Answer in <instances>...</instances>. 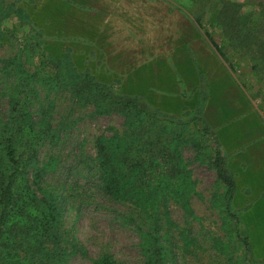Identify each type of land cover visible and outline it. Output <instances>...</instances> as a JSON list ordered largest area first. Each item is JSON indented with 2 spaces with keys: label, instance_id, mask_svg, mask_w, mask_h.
Here are the masks:
<instances>
[{
  "label": "rangeland",
  "instance_id": "1",
  "mask_svg": "<svg viewBox=\"0 0 264 264\" xmlns=\"http://www.w3.org/2000/svg\"><path fill=\"white\" fill-rule=\"evenodd\" d=\"M79 1L0 0V173L12 115L18 152L34 157L15 186L6 237L16 244L0 264H96L104 255L145 264L147 241L164 246L169 264H264L262 46L250 57L224 36L220 0ZM252 23L260 34L264 10ZM85 72L115 97L209 126L249 254L223 209L209 143L191 126L173 130L178 142L165 152L180 174L150 177L146 188L130 179L124 195L103 190L97 140L136 120L98 113Z\"/></svg>",
  "mask_w": 264,
  "mask_h": 264
},
{
  "label": "trees",
  "instance_id": "2",
  "mask_svg": "<svg viewBox=\"0 0 264 264\" xmlns=\"http://www.w3.org/2000/svg\"><path fill=\"white\" fill-rule=\"evenodd\" d=\"M220 2L221 8L216 19L224 36L240 47V51H246L245 53L250 57H254L256 53L254 50L262 46L261 53L264 56V26L259 34L252 23L264 10V0H220ZM208 37L214 47L220 51L213 37L211 35ZM254 44L256 48H253ZM24 75H26L24 71L16 72L17 80ZM81 81L89 94L98 97V113L117 112L126 119L136 120L121 134L116 132L109 138L97 140V158L102 167L100 177L103 190L111 195L119 193L124 195L128 193V187L134 184L128 182L130 179L146 188L150 177L162 176L172 179L180 174L179 168L176 169V161L173 162L172 158L167 159L165 152L171 151L178 142L179 137L172 135V131L191 126L200 134L201 141L209 143L210 165L223 187L221 196L223 209L232 224L231 230L243 245L245 253L249 254V236L245 230L240 229V219L232 209L235 183L226 166L223 151L209 126L198 116L183 122L169 114L150 111L135 98L115 97L107 91L108 86L97 82L89 72L82 74ZM16 117L12 115L10 121L6 123L7 129L1 149V165L7 166V171L0 173V251L2 252L9 251V246L14 247L16 244L12 238L6 237V231L13 229L10 214L16 201L15 186L23 175L25 167L34 158L29 155L23 156V152L17 150L13 132ZM146 245L145 264H169L163 245L150 241H147ZM95 263L116 264V261L109 255H104Z\"/></svg>",
  "mask_w": 264,
  "mask_h": 264
},
{
  "label": "crops",
  "instance_id": "3",
  "mask_svg": "<svg viewBox=\"0 0 264 264\" xmlns=\"http://www.w3.org/2000/svg\"><path fill=\"white\" fill-rule=\"evenodd\" d=\"M79 1V0H78ZM80 2V1H79ZM81 3V2H80ZM82 4V3H81ZM84 5V4H83ZM85 7H90V8H92V6H86V5H84ZM93 8H95V6H93ZM77 13H86V14H90L91 16H92V13H94V11H93V9H84V8H78V10H77ZM79 35V34H78ZM79 36H81V37H84V36H82V35H79ZM84 38H87V37H84Z\"/></svg>",
  "mask_w": 264,
  "mask_h": 264
}]
</instances>
